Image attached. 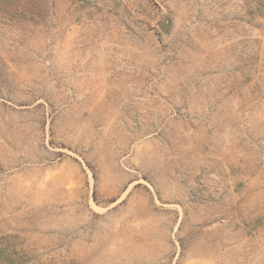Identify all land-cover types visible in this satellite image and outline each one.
<instances>
[{"label":"rangeland","instance_id":"374dc122","mask_svg":"<svg viewBox=\"0 0 264 264\" xmlns=\"http://www.w3.org/2000/svg\"><path fill=\"white\" fill-rule=\"evenodd\" d=\"M0 264H264V0H0Z\"/></svg>","mask_w":264,"mask_h":264},{"label":"water","instance_id":"95a60500","mask_svg":"<svg viewBox=\"0 0 264 264\" xmlns=\"http://www.w3.org/2000/svg\"><path fill=\"white\" fill-rule=\"evenodd\" d=\"M159 27L165 31L168 26L165 23H160Z\"/></svg>","mask_w":264,"mask_h":264}]
</instances>
